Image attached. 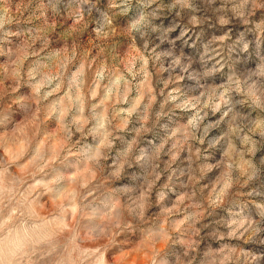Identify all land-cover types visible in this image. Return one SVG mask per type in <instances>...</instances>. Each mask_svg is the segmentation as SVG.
<instances>
[{
  "label": "clouds",
  "instance_id": "clouds-1",
  "mask_svg": "<svg viewBox=\"0 0 264 264\" xmlns=\"http://www.w3.org/2000/svg\"><path fill=\"white\" fill-rule=\"evenodd\" d=\"M0 264H264V0H0Z\"/></svg>",
  "mask_w": 264,
  "mask_h": 264
}]
</instances>
